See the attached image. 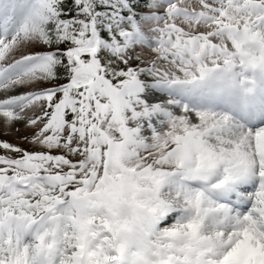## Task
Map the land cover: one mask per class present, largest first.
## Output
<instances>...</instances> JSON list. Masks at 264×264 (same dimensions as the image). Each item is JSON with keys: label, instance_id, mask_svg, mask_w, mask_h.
I'll return each instance as SVG.
<instances>
[{"label": "snow or ice", "instance_id": "obj_1", "mask_svg": "<svg viewBox=\"0 0 264 264\" xmlns=\"http://www.w3.org/2000/svg\"><path fill=\"white\" fill-rule=\"evenodd\" d=\"M0 264H264V0H0Z\"/></svg>", "mask_w": 264, "mask_h": 264}, {"label": "rangeland", "instance_id": "obj_2", "mask_svg": "<svg viewBox=\"0 0 264 264\" xmlns=\"http://www.w3.org/2000/svg\"><path fill=\"white\" fill-rule=\"evenodd\" d=\"M0 139H10V140H12V142H14V139L12 137H9V136H0Z\"/></svg>", "mask_w": 264, "mask_h": 264}]
</instances>
